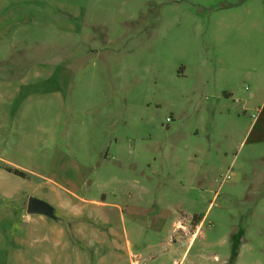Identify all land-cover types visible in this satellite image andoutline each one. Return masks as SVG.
Segmentation results:
<instances>
[{
    "label": "rangeland",
    "instance_id": "rangeland-1",
    "mask_svg": "<svg viewBox=\"0 0 264 264\" xmlns=\"http://www.w3.org/2000/svg\"><path fill=\"white\" fill-rule=\"evenodd\" d=\"M7 78L0 264H264V0H0Z\"/></svg>",
    "mask_w": 264,
    "mask_h": 264
},
{
    "label": "crops",
    "instance_id": "crops-1",
    "mask_svg": "<svg viewBox=\"0 0 264 264\" xmlns=\"http://www.w3.org/2000/svg\"><path fill=\"white\" fill-rule=\"evenodd\" d=\"M21 85H22L21 81L18 82L16 79H12V78L0 80V88L7 87L11 90L10 96H11L12 100L19 96ZM46 98H47V94H41V93L32 94V93H30V94H27L22 99L21 103H23V104H32V103L37 104L38 102L42 101V99H46ZM9 99H10V97H9ZM12 100H10V101H12ZM21 107H23V106L21 105ZM20 116H21V111L14 114L13 119L17 120V118ZM7 165H9V167L10 166H16L10 162H8ZM16 167H18V166H16ZM7 177H9V176H7ZM45 180L46 179H43V181H45ZM62 190L64 191L63 192L64 195H62L61 197L57 196L56 198L55 197L52 198V203L55 205L54 207L57 208V210L59 212L60 211L62 212L66 209H68V212H73V211H76L78 209H81V206H80L81 203L85 204V201L82 200L80 197H78L71 190H67V189H63V188H62ZM18 192L19 191H17L16 194H18ZM27 201H28V199L24 202V211H26ZM96 204L103 205V203H100V202H98ZM53 213L55 214L54 211H53ZM22 219L25 220V224H26V228H25L24 233L27 230L28 233L35 234L38 232V230L41 231L43 229H47L51 233L55 232L56 235L57 234L61 235L63 233L62 227H60L58 224V221H59L58 217H56L55 219H50L44 215H30L26 212ZM47 219H49V221H51V222H49ZM126 248H127V257L128 258H139L138 255H135L133 253L131 246L129 244H127Z\"/></svg>",
    "mask_w": 264,
    "mask_h": 264
},
{
    "label": "water",
    "instance_id": "water-1",
    "mask_svg": "<svg viewBox=\"0 0 264 264\" xmlns=\"http://www.w3.org/2000/svg\"><path fill=\"white\" fill-rule=\"evenodd\" d=\"M26 212L30 215H44L50 219H54L53 208L36 198L28 199Z\"/></svg>",
    "mask_w": 264,
    "mask_h": 264
},
{
    "label": "trees",
    "instance_id": "trees-1",
    "mask_svg": "<svg viewBox=\"0 0 264 264\" xmlns=\"http://www.w3.org/2000/svg\"><path fill=\"white\" fill-rule=\"evenodd\" d=\"M7 171L9 173H13L14 175H17V176H20V177L24 176L23 172H21L19 170H16V169H8L7 168ZM193 219L196 220V221L197 220L199 221V219L196 216H194ZM242 237H243V231L242 230L238 231L236 234H234L231 237L232 248H231V254H230V257H229V260H228V264H235V261H236L237 255H238V249H239V245H240V240H241Z\"/></svg>",
    "mask_w": 264,
    "mask_h": 264
}]
</instances>
